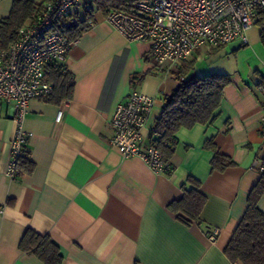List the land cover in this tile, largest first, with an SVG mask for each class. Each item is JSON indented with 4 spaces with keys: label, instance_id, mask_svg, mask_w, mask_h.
I'll list each match as a JSON object with an SVG mask.
<instances>
[{
    "label": "crops",
    "instance_id": "0c3cea01",
    "mask_svg": "<svg viewBox=\"0 0 264 264\" xmlns=\"http://www.w3.org/2000/svg\"><path fill=\"white\" fill-rule=\"evenodd\" d=\"M9 9L10 0L0 1V16ZM87 24L64 60L74 79L72 97L59 104L41 97L28 102L22 159L32 166L15 180L5 169L16 123L12 107L0 101V264H44L20 250L26 229L48 235L61 264H242L224 249L261 174L259 27L248 29L246 44L233 40L211 52L195 50L164 77V68L148 58L149 43L128 41L101 10L93 9ZM211 73L228 75L230 84L212 122L175 133L170 174L155 172L137 156L123 157L110 144L114 110L132 90L170 94L180 81ZM161 108L155 106L150 125ZM142 135L148 143L147 129ZM208 141L233 165L213 170ZM189 176L199 181L205 203L199 222L186 224L169 205L181 198L182 185L190 187ZM257 206L264 213V192ZM214 228L219 231L211 242Z\"/></svg>",
    "mask_w": 264,
    "mask_h": 264
},
{
    "label": "built area",
    "instance_id": "2783aa9c",
    "mask_svg": "<svg viewBox=\"0 0 264 264\" xmlns=\"http://www.w3.org/2000/svg\"><path fill=\"white\" fill-rule=\"evenodd\" d=\"M87 5V0H34V16L18 29L6 49L0 48V101L12 107L16 123L5 169L9 180L20 174L18 162L26 144L22 123L28 102L51 92L44 67L50 62L64 63L70 46L54 26L64 16L84 17ZM123 6L125 9H110L105 14L107 22L128 41L149 43L148 58L164 68L165 77L173 62L188 59L197 49L211 52L233 40L246 44L255 11L264 7V0H127ZM159 103L161 92L146 95L132 90L114 110L110 144L123 157L137 156L155 172L170 174L173 168L159 148L142 141L145 129L149 138L156 136L150 120ZM260 133L264 143V115ZM258 169L264 172V154ZM218 231L212 229L208 240L213 242Z\"/></svg>",
    "mask_w": 264,
    "mask_h": 264
},
{
    "label": "trees",
    "instance_id": "16d2710c",
    "mask_svg": "<svg viewBox=\"0 0 264 264\" xmlns=\"http://www.w3.org/2000/svg\"><path fill=\"white\" fill-rule=\"evenodd\" d=\"M3 1V0H0ZM34 0H10V9L6 15L0 16V48L6 49L17 37L18 29L24 22L34 16ZM84 8V19L70 15L61 18L54 26L68 42L78 38L87 28L93 9L107 13L110 9H125L127 0H91ZM254 24L259 27L260 42L264 46V7L255 11ZM191 64L186 65L189 69ZM47 82L52 85L51 92L42 96L44 100L59 104L72 97L74 79L71 72L62 62H50L44 67ZM230 84L226 74L211 73L206 76H195L180 81L179 85L170 93L162 95V108L153 121L155 137L149 142L155 144L165 160L173 152L175 133L180 128H191L196 124H206L213 121L216 110L223 98L225 87ZM264 89V88H263ZM213 148L212 142L205 143ZM214 149V148H213ZM213 170L223 171L233 162L228 156L214 149L211 159ZM31 163L22 158L18 162L20 173L29 171ZM189 188L182 185V196L169 206L186 224L199 222V215L205 203V196L198 190L199 181L187 177ZM264 192V172L250 190L247 197V208L239 224L232 232L231 238L224 249L225 255L231 261L242 264H264V213L257 203ZM19 248L25 252H32L44 264H61L62 255L58 246L48 235L39 234L32 229H26L20 241Z\"/></svg>",
    "mask_w": 264,
    "mask_h": 264
},
{
    "label": "rangeland",
    "instance_id": "374dc122",
    "mask_svg": "<svg viewBox=\"0 0 264 264\" xmlns=\"http://www.w3.org/2000/svg\"><path fill=\"white\" fill-rule=\"evenodd\" d=\"M90 1H91V0H87V3L90 4V3H91Z\"/></svg>",
    "mask_w": 264,
    "mask_h": 264
}]
</instances>
